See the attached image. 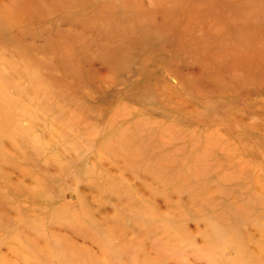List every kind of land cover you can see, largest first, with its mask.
Instances as JSON below:
<instances>
[{
  "label": "rangeland",
  "instance_id": "1",
  "mask_svg": "<svg viewBox=\"0 0 264 264\" xmlns=\"http://www.w3.org/2000/svg\"><path fill=\"white\" fill-rule=\"evenodd\" d=\"M0 264H264V0H0Z\"/></svg>",
  "mask_w": 264,
  "mask_h": 264
},
{
  "label": "bare ground",
  "instance_id": "2",
  "mask_svg": "<svg viewBox=\"0 0 264 264\" xmlns=\"http://www.w3.org/2000/svg\"><path fill=\"white\" fill-rule=\"evenodd\" d=\"M69 0H58V2L60 3V5H66L68 3Z\"/></svg>",
  "mask_w": 264,
  "mask_h": 264
}]
</instances>
